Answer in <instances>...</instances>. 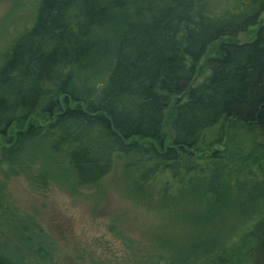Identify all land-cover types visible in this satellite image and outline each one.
<instances>
[{
    "label": "trees",
    "instance_id": "trees-1",
    "mask_svg": "<svg viewBox=\"0 0 264 264\" xmlns=\"http://www.w3.org/2000/svg\"><path fill=\"white\" fill-rule=\"evenodd\" d=\"M263 13L264 0H40L0 54V264H58L41 222L1 181L46 190L23 152L37 138L77 187L111 176L153 209L189 199L196 227L254 204L230 231L200 228L172 255L136 250L133 264H264V22L249 42H221L195 83L208 49ZM76 67L105 76L101 89L84 94Z\"/></svg>",
    "mask_w": 264,
    "mask_h": 264
},
{
    "label": "rangeland",
    "instance_id": "rangeland-1",
    "mask_svg": "<svg viewBox=\"0 0 264 264\" xmlns=\"http://www.w3.org/2000/svg\"><path fill=\"white\" fill-rule=\"evenodd\" d=\"M39 1L0 0V54L18 32L30 26ZM263 22L264 13L257 26L232 39L225 38L213 44L196 67L195 83H202L207 78L205 59L215 53L221 42H249ZM69 75L77 86L81 84L84 94L91 95L101 89L106 80L105 76H88L86 67L73 68ZM171 103L175 104L176 99ZM170 114L169 107L165 110L166 134L169 133ZM37 139L24 141L23 152L24 157L33 161L46 177V190H32L20 176L1 181L8 200L41 222L46 235L56 245L58 264H133L136 250L141 251L137 253L140 258L147 259L150 253L164 250V247H170L172 255L175 249L188 246L191 234L201 229L224 228L230 231L242 218L241 215L251 214L255 209L254 204L238 213L226 209L227 219L217 223L220 225H206L204 229L196 227L185 218L192 203L189 199L178 201L172 209H153L141 199L125 195L121 184L114 182L111 176L92 188L77 187L62 158L49 152ZM263 204L261 201L260 210Z\"/></svg>",
    "mask_w": 264,
    "mask_h": 264
}]
</instances>
